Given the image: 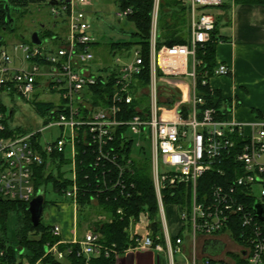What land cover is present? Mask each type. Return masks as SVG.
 I'll use <instances>...</instances> for the list:
<instances>
[{
    "label": "built area",
    "instance_id": "1",
    "mask_svg": "<svg viewBox=\"0 0 264 264\" xmlns=\"http://www.w3.org/2000/svg\"><path fill=\"white\" fill-rule=\"evenodd\" d=\"M179 1L189 13L188 42L158 47L161 0H153L149 82L145 88L139 87L145 71L141 49L114 56L112 65L95 62L92 49L97 40L87 13L79 9L89 5V0L50 5L51 14L57 20L53 28L66 25V33L40 34V45L31 40V43L0 47V103L6 108L5 111L0 109V197L30 204L37 195L44 193L36 187L35 168L50 167L55 156H65L71 185L64 191V198L71 201L76 211L81 191L77 183L80 144L96 151V168L108 167V164L115 169L113 181L107 178L112 169L107 170L108 173L104 171L103 185L108 183L110 190L130 197L135 186L127 181L126 174L131 170L132 159L126 164L119 163L110 146L120 138L125 143L132 142L135 153L149 143L151 177L162 235L153 238L147 233L142 236L133 229L135 220L131 218L129 235L135 246L130 249L167 252L170 264H175V254L184 255L185 264H264V228L254 212L257 203L264 210V119L251 123L221 120L215 108H202L206 100L197 89L203 64L198 51L212 41L216 29V16L208 10L221 7L224 0ZM132 14L133 10L127 8L120 10L117 17L127 20ZM95 64L100 66L98 70L93 69ZM229 74V67L220 64L216 65L212 77ZM111 77L114 91L108 103L95 105L91 87L100 82L107 85ZM208 81L205 78L203 85ZM44 94L56 95L59 101L42 100ZM9 98H21L33 105L35 102L53 103V109L42 117L45 127L40 131L17 132L21 127L10 123L13 110L8 112ZM53 129H58L60 134L43 141L45 131ZM7 132L11 134L3 136ZM231 158L235 163V177L231 183L215 185L200 199L198 181L207 173L225 176L230 169L226 160ZM256 186L260 188L259 196ZM179 187L185 188L189 201L170 204L179 210L181 221L180 234L172 238L164 199L167 191L173 196V190ZM246 199L254 201L252 207L246 205ZM117 213L123 216L122 210ZM236 223L245 229L242 244L234 242L230 236ZM50 226L53 235L61 237L62 227ZM226 237L236 244V251L225 250L220 256L201 254L200 248L205 241H226ZM99 240L94 229H89L81 240L60 241L48 248L46 254L64 259V253L58 250L60 244L78 245L77 256L87 261L101 255L118 254L114 245L106 246ZM188 251L190 257L186 255ZM36 264L44 263L40 260Z\"/></svg>",
    "mask_w": 264,
    "mask_h": 264
},
{
    "label": "trees",
    "instance_id": "2",
    "mask_svg": "<svg viewBox=\"0 0 264 264\" xmlns=\"http://www.w3.org/2000/svg\"><path fill=\"white\" fill-rule=\"evenodd\" d=\"M53 0H6V3L19 10V14H23L32 5L50 4ZM239 3H264V0H238ZM120 10L131 8L133 14L127 19L134 28L135 32L132 34L133 40L121 43L111 44V52L114 56L131 53L133 50L139 48L144 59L145 71L140 78L139 87L145 88L149 82V61H150V34H151V13L153 8V0H118ZM224 4L219 7L222 8ZM216 8V9H219ZM215 9V10H216ZM212 9L208 10L210 13ZM186 13V15H185ZM187 7L183 6L179 0H161L159 10L158 31L159 37L157 46L162 45H180L186 44L187 39L180 36L181 21L187 19ZM185 15V16H184ZM14 16V15H13ZM184 16V17H183ZM216 16V15H215ZM7 14L4 5L0 6V47L4 45V34L14 32V29L8 25ZM216 29L212 34V41L203 49H199L198 57L203 64L200 69L197 89L205 100V106L202 108H215L218 119H225L219 109L221 107L218 94L211 93L208 84L203 85V80L210 79L214 75L216 68V47L224 41L222 37L218 36L220 23L222 17L216 16ZM187 30L190 31V22H187ZM42 35L51 34L50 31L42 32ZM207 73V76L204 74ZM113 77L110 78L109 83L103 85L101 82L91 87L95 105H105L114 91ZM145 97V96H144ZM215 99L217 101H215ZM1 101V98H0ZM34 107L42 116H46L50 109H53L54 104L48 102H35ZM0 109L5 111V106L0 103ZM14 114V112H13ZM19 133H25L22 128H17ZM10 132L3 134L7 137ZM114 149V154L118 157V162L126 164L131 160V170L127 172L126 179L128 182L134 183L135 188L131 192L130 197H122L119 191L110 190L111 185H103L101 178L103 173L112 169V174L109 175L108 181L115 179V169L108 165V167L96 168V151L89 149L85 145H78L79 154L77 158V183L81 189L77 197L78 203V226L86 224L88 228L94 229L99 235V242L106 246H115L117 255L112 254L109 257L101 255L97 258H92L87 261L85 258L77 256L79 251L78 245L60 244L58 250L64 253V259L59 260L52 254H46L48 248L53 247L60 241L61 237L54 236L52 227L42 222L35 227L31 221V215L28 212L29 203L18 200H6L0 197V264H36L42 261L44 264H117L118 256L126 252L135 243L130 239L129 225L133 218L135 223L140 224L141 219L147 222L146 229L151 237L156 238L162 235V225L159 217L158 203L154 191L153 181L151 177V160L147 157L146 163L142 165L134 159V151L132 142H123L117 138L110 146ZM229 164V170L225 176H220L217 173H207L198 181V193L200 199L204 195L210 193V190L215 185H228L235 177L233 171V158L226 160ZM68 161L65 156H55L54 162L49 170L46 166L35 168L36 187L45 190L47 185H52L54 193L59 196H64V191L67 190L71 181L68 178V172L65 170ZM106 170V171H105ZM105 171V172H104ZM108 173V172H107ZM108 186V187H107ZM172 192L167 191L164 203H185L189 201V195L185 188L179 187ZM246 205L252 207L254 201L246 199ZM47 202L45 201V206ZM118 210L123 211V216H120ZM9 214H15L19 219V226L17 229L16 241L10 242L7 239L6 222ZM94 218V220L92 219ZM97 218V219H96ZM231 238L236 243H243V234L245 229L241 224L236 223L232 227ZM68 249L71 253H68Z\"/></svg>",
    "mask_w": 264,
    "mask_h": 264
},
{
    "label": "rangeland",
    "instance_id": "3",
    "mask_svg": "<svg viewBox=\"0 0 264 264\" xmlns=\"http://www.w3.org/2000/svg\"><path fill=\"white\" fill-rule=\"evenodd\" d=\"M58 3L64 2L67 0H55ZM89 5L85 7H79V9L84 10L87 13V20L91 25V31L93 32L97 43L93 47V52L96 56V61L99 62L100 65L107 64L112 65L115 63L114 55L111 52V44L113 43H121L132 41V34L135 32L134 26L128 22L127 20H120L117 17V13L120 12V8L118 5V0H89ZM211 11L215 12V9ZM186 15V13H185ZM184 15V16H185ZM183 16V17H184ZM189 15L187 14L186 18ZM14 32H9L4 34V45L12 46L15 43L19 42H27L31 43V35L34 32H42L50 31L66 33L67 26L59 25V27L53 28L55 22L57 20L53 17L50 10V4H42V5H32L27 9L23 14L15 13L14 16ZM187 19H183L181 21L182 27H180V36L185 39H189V32L187 30ZM61 23V21H59ZM46 35V34H45ZM50 34H48L49 36ZM47 36V35H46ZM130 60V59H128ZM98 64H95L93 69L98 70ZM213 78V77H212ZM173 79V78H171ZM211 79V78H210ZM209 79V80H210ZM178 80L179 79H173ZM187 80V79H182ZM164 96H168L167 93H164ZM55 100L59 101L58 96H51L49 94L42 95V100ZM8 112L13 110V117L10 119V123L15 127H21L25 131H40L46 125L45 120L42 116L37 112L34 105L31 103H27L23 101L21 98H9L7 102ZM60 134L58 129L47 130L43 134V141H48L51 137H56ZM144 149H136L134 153V159L144 165L146 163V159L149 156V143L144 144ZM47 173L50 171V167H47ZM66 170V169H65ZM45 199L46 206L44 208L42 222L48 225H60L61 227L67 226L68 228L72 227L73 220V212L69 208L71 201L63 197L57 196L53 189L52 185H47L45 187ZM255 191L259 196L260 188L258 186L255 187ZM73 207V206H72ZM74 208V207H73ZM78 209V208H77ZM76 213V226H78L77 214ZM75 210V209H73ZM165 214L167 219V225L170 234L173 236V233L177 231L178 225L180 224V216L179 210L173 207V205L166 204L165 205ZM94 220V218H92ZM97 219V218H96ZM179 222V223H178ZM7 239L10 242L16 241L17 238V229L19 226L18 216L15 214H9L7 222ZM147 222L145 219H142V222L137 229V233L139 232L142 236H145L147 232ZM67 228V229H68ZM89 229L86 224L80 226L76 233L79 235L85 234ZM73 230V229H72ZM93 230V229H92ZM226 243L228 245L227 251H236V244L230 242V240L226 237ZM143 250H132L129 254L125 252L121 255L120 260L123 261L126 258H141L144 256ZM175 264H185L186 261L181 254H175L174 256Z\"/></svg>",
    "mask_w": 264,
    "mask_h": 264
},
{
    "label": "crops",
    "instance_id": "4",
    "mask_svg": "<svg viewBox=\"0 0 264 264\" xmlns=\"http://www.w3.org/2000/svg\"><path fill=\"white\" fill-rule=\"evenodd\" d=\"M214 15L222 17L218 36L225 39L216 47V65L223 64L230 69L229 75L216 76L208 81L209 89L217 93L220 99L219 111L226 119L238 123L264 119V3L224 0V6L216 9ZM42 195L45 197V191ZM72 206L69 207L73 212L72 227H62L61 239L65 243L83 238V235L76 233L79 227L76 226V213ZM138 228L139 224L135 223L133 229L137 231ZM180 232L179 224L177 231L170 236L174 238ZM220 241L226 244L227 250L225 240ZM203 246L200 248L201 254L212 256L202 252ZM132 250L135 249L129 248L125 253L129 254ZM144 252L141 258H126L123 261L120 260L121 254L117 264H170L167 252L158 253L153 249ZM186 255L190 257V251Z\"/></svg>",
    "mask_w": 264,
    "mask_h": 264
},
{
    "label": "water",
    "instance_id": "5",
    "mask_svg": "<svg viewBox=\"0 0 264 264\" xmlns=\"http://www.w3.org/2000/svg\"><path fill=\"white\" fill-rule=\"evenodd\" d=\"M69 1V0H67ZM58 2L53 0L51 2V5H56ZM4 5V9L6 11L7 14V23L8 25L11 27V29H14V18L13 15L15 13L19 14V10L14 9L13 7L9 6L6 3V0H0V6ZM2 40V38L0 37V41ZM31 40L33 44H37L40 45L42 43V41L40 40L39 37V32H34L31 35ZM172 100L169 99V102H171ZM44 208H45V197L42 194L37 195L29 204V208H28V212L31 215V221L33 223V225L35 227H37L42 219L43 216V212H44ZM254 212L257 218L260 219V221L263 224V228H264V215H263V207L260 204H256L254 207ZM226 249V244L223 243L220 240H207L204 243L203 246V250L202 252L205 254H209L212 256H217L222 254V252Z\"/></svg>",
    "mask_w": 264,
    "mask_h": 264
}]
</instances>
